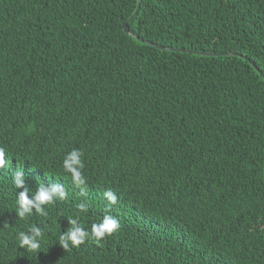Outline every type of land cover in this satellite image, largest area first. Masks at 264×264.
I'll return each mask as SVG.
<instances>
[{
    "label": "trees",
    "instance_id": "obj_1",
    "mask_svg": "<svg viewBox=\"0 0 264 264\" xmlns=\"http://www.w3.org/2000/svg\"><path fill=\"white\" fill-rule=\"evenodd\" d=\"M138 7L0 0V264H264V0H141L130 21ZM39 183L66 198L19 218ZM108 215L99 243L59 244Z\"/></svg>",
    "mask_w": 264,
    "mask_h": 264
},
{
    "label": "clouds",
    "instance_id": "obj_2",
    "mask_svg": "<svg viewBox=\"0 0 264 264\" xmlns=\"http://www.w3.org/2000/svg\"><path fill=\"white\" fill-rule=\"evenodd\" d=\"M82 152L73 149L68 153L63 162V168L66 172L71 174L73 182L79 187L85 185V177L82 175L81 170L84 167L82 162ZM5 164L4 150L0 148V167ZM25 178L24 172L17 171L14 176V186L19 189L24 186ZM29 189H25L20 192L17 196V209L16 213L19 218H24L28 214H32L33 210L39 216H47L48 212L45 209V205H50L55 199L64 200L66 198L65 188L56 184L51 187H46L44 183H39L38 190L32 194L34 199H29ZM105 197L110 204L116 203V196L113 192L108 191L105 193ZM84 209V205L80 206ZM70 227L67 232L63 233L59 237V244L67 250L69 246H79L84 243L86 239H93L97 243L103 240L106 236H110L112 233L117 231L120 224L117 219L108 215L105 216L100 223H93L91 231L85 230L83 227L77 225L76 220H70ZM42 229L38 226H33L28 232L20 231L17 239L20 248H24L31 252L37 250L40 247L39 238L42 237Z\"/></svg>",
    "mask_w": 264,
    "mask_h": 264
},
{
    "label": "water",
    "instance_id": "obj_3",
    "mask_svg": "<svg viewBox=\"0 0 264 264\" xmlns=\"http://www.w3.org/2000/svg\"><path fill=\"white\" fill-rule=\"evenodd\" d=\"M140 6H141V0H139V7H138L136 13H135L134 16L131 18L130 21H132V20L138 15L139 10H140ZM123 27H124V31H125L127 34L133 36V35L130 33L129 29H128V23H125ZM134 37H135V36H134ZM149 44H151V43H149ZM152 45H153V44H152ZM160 48H162V49H164V50H172V51L176 50V51H179V52H188V53H193V54H197V55H204V56H240V57L246 59V57H244V56H242V55H238V54H236V53L218 54V53H204V52H198V51H193V50H185V49H166V48H163V47H160ZM252 65L258 70V72H259L260 74H262L261 71L255 66V64L252 63Z\"/></svg>",
    "mask_w": 264,
    "mask_h": 264
}]
</instances>
